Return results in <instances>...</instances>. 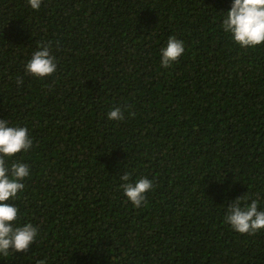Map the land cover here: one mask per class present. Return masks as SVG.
<instances>
[{
  "label": "trees",
  "instance_id": "trees-1",
  "mask_svg": "<svg viewBox=\"0 0 264 264\" xmlns=\"http://www.w3.org/2000/svg\"><path fill=\"white\" fill-rule=\"evenodd\" d=\"M232 3L0 0V119L33 140L13 158L30 171L7 203L14 227L38 228L0 264H264V229L225 222L243 195L264 211V44L224 31ZM170 37L185 51L165 68ZM42 43L57 71L35 78ZM117 107L124 119L110 120ZM124 174L153 181L140 208Z\"/></svg>",
  "mask_w": 264,
  "mask_h": 264
},
{
  "label": "clouds",
  "instance_id": "clouds-1",
  "mask_svg": "<svg viewBox=\"0 0 264 264\" xmlns=\"http://www.w3.org/2000/svg\"><path fill=\"white\" fill-rule=\"evenodd\" d=\"M33 10H39L42 0H28ZM222 27L230 33L236 44L243 48L256 47L264 44V0H233L230 11L226 13ZM51 43H42L39 50L34 51L26 64V73L35 78H47L57 71V62L51 54ZM182 41L170 37L167 46L161 50L162 66L167 68L177 62L184 54ZM22 85L23 80H18ZM110 120L124 119L121 108L117 107L108 113ZM33 147V140L27 127L10 126L7 119H0V254L8 256L9 250L25 253L35 242L38 228L32 223L14 227L18 219L19 209L14 200L25 185L22 181L29 176V166L17 162L14 157L22 151L27 152ZM11 160L9 165L8 161ZM124 195L136 207L146 203V194L152 190L153 181L141 178L135 183L129 182L130 175L121 176ZM248 194L238 197L227 208L225 222L240 234L255 235L264 229V211L258 210L257 201L247 203ZM37 264H47L40 260Z\"/></svg>",
  "mask_w": 264,
  "mask_h": 264
}]
</instances>
